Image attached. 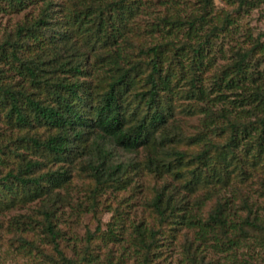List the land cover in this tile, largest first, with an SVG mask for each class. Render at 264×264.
I'll return each mask as SVG.
<instances>
[{"label": "trees", "instance_id": "obj_1", "mask_svg": "<svg viewBox=\"0 0 264 264\" xmlns=\"http://www.w3.org/2000/svg\"><path fill=\"white\" fill-rule=\"evenodd\" d=\"M31 1L41 5L38 19L16 26L0 42V118L14 132L0 154L18 161L14 170L3 173L0 168V188L9 195L3 196L0 208L49 199L67 182L72 169L85 173L91 199L104 188L123 189L129 174L151 177L154 183L168 180L169 187L151 188L147 205L157 229L136 228L137 246L147 264L156 236L164 227L180 224L175 220L180 210L174 205V192L202 193L206 202L222 189L235 195L255 182L263 213L256 215L247 197L239 196L244 217L229 229L239 238L248 232L243 227L250 228L261 233L264 242L263 73L254 71L249 62L254 55L264 58V44L255 42L237 53L205 91L197 72L207 68L201 59L215 28L191 46L188 40L203 30L207 0H200L203 12L197 19L185 23L190 55L184 54V45L170 44L131 51L124 17L131 16V0H71L59 5L62 16L57 18L53 11L57 0ZM230 1L237 2L238 10L255 6L248 0ZM0 2L18 12L26 0ZM227 25L229 21L220 31ZM49 26L56 31L65 28L67 42H73L68 53L50 62L37 55L26 59L24 50L30 55L41 50L38 35ZM165 53L169 60L162 57ZM9 70L18 78L13 83ZM181 81L188 89L178 93ZM179 100L188 103L178 106ZM177 115H201L198 128L185 132L174 121ZM113 147L126 153L141 150L144 156L141 161L115 164L109 150ZM223 207L216 203L207 226H218L225 236ZM39 215L56 250L52 212L44 206ZM232 240L227 241L233 244Z\"/></svg>", "mask_w": 264, "mask_h": 264}, {"label": "rangeland", "instance_id": "obj_2", "mask_svg": "<svg viewBox=\"0 0 264 264\" xmlns=\"http://www.w3.org/2000/svg\"><path fill=\"white\" fill-rule=\"evenodd\" d=\"M70 1H55L54 17L62 16L59 5ZM248 1L255 5L254 8L247 9L246 6L238 10L237 2L207 0L203 30L188 40L191 46L211 28H215L201 59L202 65L207 68L197 72L199 85L205 91L212 88V81L219 72L236 60L237 53L251 48L255 42L264 44V0ZM130 3L131 16L124 17L129 26L125 41L131 51L139 47L146 49L158 44H170L176 48L184 45V54L190 55V48L186 45L188 36L185 23L197 19L203 12L200 0H131ZM40 11V3L31 0H26L18 12L0 2V42L13 34L16 26L38 19ZM226 21H229V25L220 31ZM53 28L49 26L38 35L43 42L39 52L33 51L30 55L24 50L26 59L37 55L43 61L50 62L58 55L65 56L63 54L68 53L72 41L67 42L65 28L57 31ZM162 57L169 60L167 53ZM249 62L254 71L263 73L260 82L264 85V58L254 55ZM184 64L187 66L189 60L186 59ZM14 67L15 64L11 68ZM177 72L176 69V75ZM9 75L14 78L12 83L18 79L14 77L13 70H9ZM187 89L188 85L181 81L175 91L179 93ZM229 93L225 94L230 96ZM231 99L229 97V101ZM175 102L178 106L188 103L186 100ZM200 119L201 115H177L174 121L190 133L198 128ZM13 133L1 123L0 118V149ZM109 150L115 164L141 161L144 156L141 150L137 153H126L116 147ZM17 163L12 156L0 154L3 173L14 170ZM79 165L75 164L74 167ZM129 175L130 182L123 189L104 188L91 199L88 193L91 184L85 173L72 169L67 182L54 189L49 199L42 197L24 205L13 204L0 208V264H143L144 254L137 246L136 228L157 229L152 212L147 208L152 198L151 188L169 187L170 182L154 183L151 177ZM1 189L0 203L3 196L9 197ZM258 189L255 182L238 190L239 194L235 195L226 188L215 192L206 202H202V193L188 196L181 191L174 192V205L180 210L175 213V220L180 224H170L163 228L162 235L156 236L155 248L147 264H264L263 235L243 227L248 231L246 236L234 238L235 235L229 229L231 225L239 224L244 217L239 196L247 197L256 215L263 213V203L257 197ZM216 203L224 206L225 236L218 226H207V217ZM44 206L52 212L51 222L58 233L55 240L58 252L45 233L43 218L39 215V210ZM228 239H233V244Z\"/></svg>", "mask_w": 264, "mask_h": 264}]
</instances>
